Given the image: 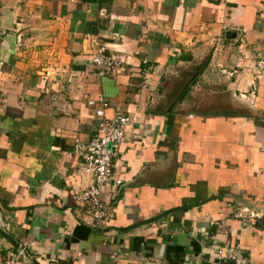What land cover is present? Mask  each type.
Listing matches in <instances>:
<instances>
[{
    "label": "crops",
    "instance_id": "obj_1",
    "mask_svg": "<svg viewBox=\"0 0 264 264\" xmlns=\"http://www.w3.org/2000/svg\"><path fill=\"white\" fill-rule=\"evenodd\" d=\"M94 40L122 61L109 77ZM98 94L128 118L100 224L72 150ZM245 107L264 112V0H0V231L21 264H231L214 252L234 244L264 264V122Z\"/></svg>",
    "mask_w": 264,
    "mask_h": 264
},
{
    "label": "built area",
    "instance_id": "obj_2",
    "mask_svg": "<svg viewBox=\"0 0 264 264\" xmlns=\"http://www.w3.org/2000/svg\"><path fill=\"white\" fill-rule=\"evenodd\" d=\"M90 65V75L96 79H102L117 72L122 61L118 55L108 51L106 45L99 40H94ZM85 104L96 119L94 135L86 143L74 140L72 150L81 158L84 171L90 175L91 182L86 189L76 193L73 199L89 207V221L100 224L109 216L108 205L102 197L105 189L110 186L118 187L121 184L119 179L113 178L112 169L114 160L120 154L119 148L124 141L128 118L119 113L106 116L108 104L101 94L88 98ZM251 216L255 217L256 214ZM119 256H127L126 251L112 252L109 258L116 261ZM23 257L24 251L21 248L8 250L1 264H21L20 259ZM214 259L229 261L231 264H247V259L238 244L217 247Z\"/></svg>",
    "mask_w": 264,
    "mask_h": 264
},
{
    "label": "rangeland",
    "instance_id": "obj_3",
    "mask_svg": "<svg viewBox=\"0 0 264 264\" xmlns=\"http://www.w3.org/2000/svg\"><path fill=\"white\" fill-rule=\"evenodd\" d=\"M237 95V94H236ZM236 100V99H235ZM238 102H240V101H235V104H236V108H237V110L238 109H243V107H241V106H243L242 104H239ZM239 106H240V108H239ZM244 110L246 111V112H250V113H252V114H256V116H254V117H256V119L257 120H262L263 122H264V112H263V109H257V111H253V110H249V109H246V107L244 108ZM223 112V111H222ZM235 114L237 113V111H233Z\"/></svg>",
    "mask_w": 264,
    "mask_h": 264
},
{
    "label": "water",
    "instance_id": "obj_4",
    "mask_svg": "<svg viewBox=\"0 0 264 264\" xmlns=\"http://www.w3.org/2000/svg\"><path fill=\"white\" fill-rule=\"evenodd\" d=\"M0 235L7 241L9 242L10 244H12V246L16 249L18 248V245L7 235L5 234L4 232H1L0 231Z\"/></svg>",
    "mask_w": 264,
    "mask_h": 264
}]
</instances>
